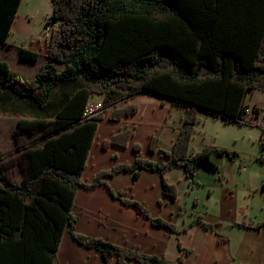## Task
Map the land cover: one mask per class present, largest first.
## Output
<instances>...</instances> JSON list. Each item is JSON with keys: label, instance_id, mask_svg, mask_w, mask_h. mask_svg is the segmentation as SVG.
I'll list each match as a JSON object with an SVG mask.
<instances>
[{"label": "trees", "instance_id": "trees-1", "mask_svg": "<svg viewBox=\"0 0 264 264\" xmlns=\"http://www.w3.org/2000/svg\"><path fill=\"white\" fill-rule=\"evenodd\" d=\"M21 1L0 0V43H6ZM52 4L50 19L59 26L50 34L48 62L28 79L14 73L8 61H0V98L11 91L33 118L34 123L25 121L23 127L65 118L45 131L43 146L25 148L26 180L14 182L0 167V264H52L67 225L72 238L98 249L105 264H113L114 257L117 264H185L182 259L172 262L76 232L75 192L106 184V178L116 173L132 171L137 176L148 170L163 175V193L175 199L178 188L164 178L168 170L179 166L193 180L197 162L219 169L213 154L232 161L239 157L211 145L195 153L190 146L200 111L227 123L248 124L247 93L264 92V0H53ZM40 56L20 48L21 59L34 62ZM82 82L89 96L103 95L104 111L89 119L83 116L86 104L82 102L77 112L78 104L70 99ZM143 93L166 97L187 109L172 150H162L165 159L159 161L138 157L116 164L86 183L82 173L103 112ZM253 107L257 111L258 106ZM136 112L135 106L115 108L110 119ZM128 139L129 131L117 133L104 146L125 147ZM159 141L157 136L151 138V152L158 150ZM134 149L139 152L140 146ZM257 160L264 161V156ZM114 195L153 225L175 231L174 225L151 217L144 204Z\"/></svg>", "mask_w": 264, "mask_h": 264}, {"label": "crops", "instance_id": "crops-1", "mask_svg": "<svg viewBox=\"0 0 264 264\" xmlns=\"http://www.w3.org/2000/svg\"><path fill=\"white\" fill-rule=\"evenodd\" d=\"M25 1L29 0L21 1L18 15L13 22L12 31L6 43H0V52L5 54L0 55V61H8L12 70V62L17 63V69L13 72L28 78V75L20 72V68L22 66L32 68L36 65L33 72L35 75L40 66L48 62L45 56L50 36L42 38L35 32V27L29 18L30 13L23 6ZM21 47H27L30 51L40 53L38 61L21 59ZM9 50H13L15 54L9 53L11 52ZM11 93L7 90L0 98V121L15 118L12 112L25 114V107L22 103H17L18 100ZM71 93V101L73 104H78L77 112L80 111L82 102L86 105L102 102L103 95L96 98L94 95L89 96L87 85L84 82L80 87H74ZM249 93L252 94L250 101L247 100ZM254 95H259L261 99L253 98ZM244 103L249 109L253 105L263 106L264 92L259 89L249 91ZM131 106L137 108L136 113L125 115L117 120L110 119V114L115 108L124 109ZM65 110L62 111L63 117H65ZM186 115L188 111L185 107L166 97L151 95V93L134 95L105 110L103 119L97 127L94 142L90 147L82 180L91 183L101 170L107 171L116 164L134 162L138 157L149 158L151 161L165 159L162 150L164 152L172 150L184 126ZM20 117L24 116L20 115ZM199 117L201 122L202 117ZM63 120L65 118L54 117L43 120L41 123L47 125L51 122L54 125ZM25 121L28 122L26 117L20 119L21 124L24 123L23 126L27 124ZM247 121L250 125L258 126L257 122L250 117ZM7 123L6 136L0 134V167L14 182L22 183L27 179L25 175H28L26 174L28 161L27 159L26 161L18 160L13 163V149L14 145L19 143V139L16 138L15 130H13V123L11 124L12 129H9V120ZM52 124L48 126V129ZM198 127L197 124L191 140V152L196 153L206 146L215 145L213 147L239 152L241 156L245 154L233 150L236 149L235 147L226 146L217 141L210 144L206 142L202 147H197L196 141L201 135ZM258 128L262 133L261 128L259 126ZM126 131H129V139L125 147L104 146V143L115 134ZM261 133L259 140L262 151L260 154L264 156ZM153 136L159 137L160 140L158 150L155 152L149 150ZM46 139L45 134L44 139L36 145L43 146ZM135 145L140 146L139 152L135 151ZM24 146L20 145L19 148ZM21 152L23 155V150ZM223 157L226 156L213 154L212 160L219 169L210 167L199 169L193 180L187 177L186 171L179 166L168 170L164 178L169 184L178 188L175 199L163 193V175L148 170H142L137 176L133 175L132 171H123L107 177L106 184H100L91 189L77 188L72 206V211L77 217L74 223L75 231L89 237H100L118 246L161 256L172 262L182 259L185 264H248L252 263L250 259L256 256L258 260L263 259L261 264H264V209L262 210L263 216L258 219L251 214L254 207L248 204L243 218H234L235 187L230 183L229 175L224 170ZM14 165L15 169L20 168V171L25 173L21 181L14 180L10 174L14 170ZM258 190L257 188L256 193L264 201V183L260 192ZM114 193H121L122 198L144 204L151 217L162 218L174 225L175 231L153 225L146 215L140 213L132 204H124ZM202 222L210 226L205 227ZM70 234V226L67 225L62 234L56 259L52 264H105L98 249L85 247L73 239ZM39 255L41 260L45 257L43 250ZM112 263L117 264L115 257ZM132 264L139 263L132 262Z\"/></svg>", "mask_w": 264, "mask_h": 264}, {"label": "rangeland", "instance_id": "rangeland-1", "mask_svg": "<svg viewBox=\"0 0 264 264\" xmlns=\"http://www.w3.org/2000/svg\"><path fill=\"white\" fill-rule=\"evenodd\" d=\"M52 2L53 0H29L25 1L23 5L30 13L29 18L35 27V32L42 38H47L50 36L53 31L52 29L59 26V22L57 20L55 21L50 19V17L53 15ZM47 25H50L52 28L51 32L47 30ZM9 51H11L9 53L15 54L13 50ZM0 55L5 54L0 52ZM16 64L17 63L12 62L13 71H16L17 69ZM34 69H36V65H33L32 68L28 66H22L20 68V72L26 76L28 75V78H31L34 75ZM100 96V94L94 95L95 98ZM251 98L252 94L249 93L247 100L250 101ZM253 98L261 99L259 95H254ZM12 113L14 114L15 118L1 119L0 134H2V136H6L8 124L7 121L9 120V129H12L13 125L16 138L19 139V143L15 144L13 149L14 155L12 160L14 163L18 160L26 161V158L23 156L24 153L21 155V151L23 150L24 152L25 148L27 149L35 147L33 146L34 144L36 145L37 142L43 140L45 131H47L48 126L52 123L49 122L47 125L37 123L32 128L26 129V127H22L24 123L21 124L20 119H24L26 117L28 122H31L33 121V118L27 114H20L19 112ZM199 114V116L202 117V121L198 123V128L201 130V133L199 134L201 135L196 141L197 147H202L204 145L203 143L206 142L210 144L217 141L222 144H226V146L235 147L236 149L231 148L235 151L237 150L245 153L242 156L240 154L236 161H230L228 158L223 157L225 163L224 170L229 175L230 183L235 187L234 202L236 207L234 209V218H243L245 214L244 210L248 204H251V206L254 207L251 214L260 219L263 216L262 210L264 209L263 198L260 197L258 193H256V189L258 188V191L260 192L262 184L264 183V162L256 159V157L261 156L260 153L262 151V145L260 143L261 141L259 140L261 133L260 129L255 124L250 125L238 122L227 123L221 118L213 117L211 114H208L204 111H200ZM20 115H23L24 117H20ZM45 128L47 129L45 130ZM202 136H204V138ZM18 145L25 146L19 148ZM15 168L16 167L14 165V170H12L10 174L14 180L21 181L25 173L20 171V168ZM25 176L28 177V175ZM249 199L251 200L250 202ZM250 260L252 263L248 264H261L263 261V259L258 260L256 256Z\"/></svg>", "mask_w": 264, "mask_h": 264}, {"label": "built area", "instance_id": "built-area-1", "mask_svg": "<svg viewBox=\"0 0 264 264\" xmlns=\"http://www.w3.org/2000/svg\"><path fill=\"white\" fill-rule=\"evenodd\" d=\"M47 30H49L51 32V27L50 25L46 26ZM53 30V29H52ZM254 106V105H253ZM258 106V105H257ZM257 111L254 110V107L252 108H247V112L244 116V119L247 121L248 117L254 119L258 126L261 128L262 133H261V140L264 144V105L259 107L258 109H256ZM104 111L102 102L93 104V105H89L87 104L85 107V110L83 111V116L84 118H91L93 116H95L96 114H98L99 112Z\"/></svg>", "mask_w": 264, "mask_h": 264}, {"label": "water", "instance_id": "water-1", "mask_svg": "<svg viewBox=\"0 0 264 264\" xmlns=\"http://www.w3.org/2000/svg\"><path fill=\"white\" fill-rule=\"evenodd\" d=\"M196 166H197V168L198 169H203V168H205L206 166H207V163L206 162H197V164H196Z\"/></svg>", "mask_w": 264, "mask_h": 264}]
</instances>
